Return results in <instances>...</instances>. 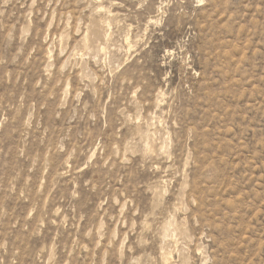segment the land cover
Wrapping results in <instances>:
<instances>
[{
  "label": "rangeland",
  "instance_id": "374dc122",
  "mask_svg": "<svg viewBox=\"0 0 264 264\" xmlns=\"http://www.w3.org/2000/svg\"><path fill=\"white\" fill-rule=\"evenodd\" d=\"M0 264H264V0H0Z\"/></svg>",
  "mask_w": 264,
  "mask_h": 264
},
{
  "label": "bare ground",
  "instance_id": "6f19581e",
  "mask_svg": "<svg viewBox=\"0 0 264 264\" xmlns=\"http://www.w3.org/2000/svg\"><path fill=\"white\" fill-rule=\"evenodd\" d=\"M105 24V23H104ZM97 28V27H96ZM107 39V38H106ZM92 42V41H91ZM165 261V260H164Z\"/></svg>",
  "mask_w": 264,
  "mask_h": 264
}]
</instances>
